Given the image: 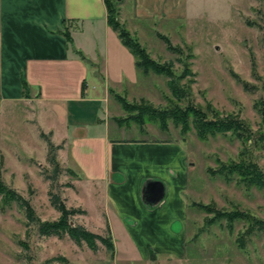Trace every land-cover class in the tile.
Segmentation results:
<instances>
[{"label":"rangeland","instance_id":"rangeland-1","mask_svg":"<svg viewBox=\"0 0 264 264\" xmlns=\"http://www.w3.org/2000/svg\"><path fill=\"white\" fill-rule=\"evenodd\" d=\"M108 3L152 60L161 65L173 62L177 79L184 66L195 75L178 81L185 94L181 101L172 96L167 78L152 73L135 85L113 87L126 98L130 111L121 115L135 128L124 137L183 141L190 152L194 168L186 257L138 258L121 230L107 226L99 205L104 204L103 191L97 204L95 190L72 165L69 149L33 117L26 122L27 132L10 137L0 151V181L30 201L42 224L59 222L61 214L51 203V195H58L70 210V223L111 238L115 252L108 253L100 241L94 252L69 236L42 235L38 225L27 224L16 203L7 204L0 197V264H264V189L244 185L237 174L229 181L219 173L223 167L244 164L264 174V0H188L187 18L153 22L131 19L133 0ZM89 82L90 89L94 82L103 92L98 78ZM186 114L190 124L184 131L178 122ZM230 123L240 130L206 139L197 133L199 127L219 130ZM49 140L60 147L57 174L49 161Z\"/></svg>","mask_w":264,"mask_h":264},{"label":"crops","instance_id":"crops-1","mask_svg":"<svg viewBox=\"0 0 264 264\" xmlns=\"http://www.w3.org/2000/svg\"><path fill=\"white\" fill-rule=\"evenodd\" d=\"M132 9L135 22L183 19L189 12L188 0H133ZM144 77L109 25L106 0H0V151L35 117L69 149L97 204L103 191L99 205L107 226L121 230L138 258L182 260L189 240L190 152L183 141L124 137L135 128L120 123L124 109L115 99L126 98L113 87ZM90 78L99 79L103 95L94 82L90 89ZM150 182L165 187L153 207L142 196Z\"/></svg>","mask_w":264,"mask_h":264},{"label":"trees","instance_id":"trees-1","mask_svg":"<svg viewBox=\"0 0 264 264\" xmlns=\"http://www.w3.org/2000/svg\"><path fill=\"white\" fill-rule=\"evenodd\" d=\"M107 8H108V22L110 27L115 31L122 43L131 51L133 56L136 59L137 69L142 72L144 75L156 74L158 76H163L168 79L167 86L172 94V96L181 101L185 98L184 90L178 84V81L186 79L188 77H194V73L189 69L188 66H184V71L182 75L177 79L172 72L174 68V63L171 62L168 65H161L154 60H152L147 51L137 39L132 37L130 33L125 29L123 25L120 24L118 13L113 9L112 6L109 5L108 0H106ZM69 42H71V38L69 34H66ZM167 44L169 45V51H174L175 49L171 47L170 43L166 38H163ZM115 99L117 102L123 107L124 111H128V103L126 100L118 95H115ZM130 111V110H129ZM139 111V110H136ZM193 114V113H192ZM142 116L148 115L146 111H141ZM264 121V118H263ZM163 129L167 130L166 120L163 121ZM121 124H128L127 118H124L120 121ZM137 124V123H136ZM178 124L183 127L184 131L189 129V115L186 114L183 116L181 120H179ZM231 124V123H230ZM228 124L225 128H219V130L212 129L204 131L200 127L197 129V133L202 139H206L208 136L213 135L219 132H230L234 130H240V126L238 124ZM139 125V124H137ZM215 126V125H213ZM140 127L141 124H140ZM143 130V129H142ZM45 136V134H42ZM49 146V161L51 165L54 167V173H59V162L56 157V152L60 149L59 146H55L50 140L48 141ZM225 179L232 180V177L237 174L242 183L248 187H258L264 189V174L255 166L249 165L246 166L242 164V166H236L234 168L223 167V171L219 172ZM0 197H2L3 202L7 204L16 203L19 208L24 212L27 224L30 225H38L39 232L45 236H57L59 238H63L64 236H69L73 241H75L78 245L86 243L90 249L94 252H97L99 249L98 241H100L107 252L110 254H114L115 247L111 238H105L98 236L86 228L78 225H72L69 220L70 210L67 208L65 203L61 200L58 195H51V203L61 214V218L59 222L53 224H42L37 219L34 209L32 208L30 201L26 200L15 190L7 187L0 181ZM150 206V205H149ZM203 210H207L208 214L215 213L214 211H210L206 209L205 205H199ZM205 208V209H204Z\"/></svg>","mask_w":264,"mask_h":264},{"label":"water","instance_id":"water-1","mask_svg":"<svg viewBox=\"0 0 264 264\" xmlns=\"http://www.w3.org/2000/svg\"><path fill=\"white\" fill-rule=\"evenodd\" d=\"M143 200L151 207L160 203L165 196V187L159 182H150L143 187Z\"/></svg>","mask_w":264,"mask_h":264}]
</instances>
